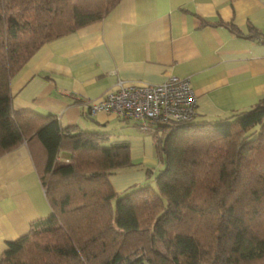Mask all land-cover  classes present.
I'll list each match as a JSON object with an SVG mask.
<instances>
[{"label":"trees","instance_id":"obj_1","mask_svg":"<svg viewBox=\"0 0 264 264\" xmlns=\"http://www.w3.org/2000/svg\"><path fill=\"white\" fill-rule=\"evenodd\" d=\"M120 1L0 0V157L26 142L51 207L0 264H264V98L224 119L152 122L163 168L122 193L111 176L133 165L127 140L14 108L35 53Z\"/></svg>","mask_w":264,"mask_h":264},{"label":"crops","instance_id":"obj_2","mask_svg":"<svg viewBox=\"0 0 264 264\" xmlns=\"http://www.w3.org/2000/svg\"><path fill=\"white\" fill-rule=\"evenodd\" d=\"M173 76L191 83L195 119H224L264 98V0H121L100 21L45 43L13 78V106L127 140L132 161L159 164L155 131L117 112L91 115L87 105L120 86ZM140 168L114 173L115 190L145 183ZM50 213L24 142L0 157V259L9 242Z\"/></svg>","mask_w":264,"mask_h":264},{"label":"built area","instance_id":"obj_3","mask_svg":"<svg viewBox=\"0 0 264 264\" xmlns=\"http://www.w3.org/2000/svg\"><path fill=\"white\" fill-rule=\"evenodd\" d=\"M196 95L188 79L177 76L147 86H120L103 98L89 102L87 112H117L139 121L142 130L154 132L152 122L191 120L196 115Z\"/></svg>","mask_w":264,"mask_h":264},{"label":"rangeland","instance_id":"obj_4","mask_svg":"<svg viewBox=\"0 0 264 264\" xmlns=\"http://www.w3.org/2000/svg\"><path fill=\"white\" fill-rule=\"evenodd\" d=\"M1 133L2 132H1V128H0V135H1ZM113 139L114 138H111V140H113ZM67 155H68V157L70 156L69 153H67ZM159 156L160 155L158 154V157ZM158 160H159V164H157L155 161H154V163L153 162H143V161H141V159L138 160V161H132L134 163V165L131 166V167H134L135 165L140 166L141 167L140 169L141 170H145L146 173H147V177L148 178H147L146 181L150 180L152 182V185H155L154 178L159 173V171L163 168V165H164L163 160L161 158L158 159Z\"/></svg>","mask_w":264,"mask_h":264}]
</instances>
